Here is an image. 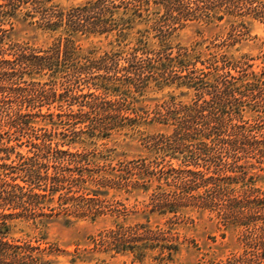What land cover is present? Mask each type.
<instances>
[{"label": "trees", "instance_id": "1", "mask_svg": "<svg viewBox=\"0 0 264 264\" xmlns=\"http://www.w3.org/2000/svg\"><path fill=\"white\" fill-rule=\"evenodd\" d=\"M116 1L87 0L63 7L55 0H0V264L51 263L45 256L59 251L58 245L42 247L40 239L35 240L37 244L15 239L10 235V222L23 218L44 227L62 211L96 221L104 213L99 202L107 187H122L129 193L144 190L147 217L160 213L177 219L186 208L209 211L221 224L237 231L242 246L216 264H264V189L252 182L247 170L255 162L264 164V60L257 71L248 55L207 53L198 48L200 43L176 45L173 32L165 27L194 19L188 15L189 0H130L132 7H126L122 15ZM240 1L253 8L234 14L231 6L230 13L245 16L253 12V17L264 19V0ZM152 2L165 7L170 15L154 20L144 17V7ZM25 5H32L33 13H41L30 22L34 28L53 37L46 48L20 42L5 47L10 35L5 24ZM137 17L147 27L138 29L133 44L121 46L131 38ZM232 27L236 32L214 47L235 44L247 34L238 29L248 27L244 20ZM152 29L158 31L154 43L146 33ZM104 33H114V42L120 47L99 56L93 51L83 54L77 36ZM61 73L79 79L89 76L83 78L85 83L89 80L87 91L82 94V88L71 84L61 92L57 87L46 88ZM45 76H49L45 82L34 79ZM152 86L182 89L190 98L184 101L171 94L158 100L152 111L136 107V94L143 95ZM81 96L85 100L79 105L88 111H43L46 104L52 106L56 101L68 100L74 105ZM248 107L257 116L245 120ZM64 114L86 123V133L92 136L108 138L124 129L137 132L148 122L166 130L140 131L141 143L152 157L134 159L120 168V185H113L110 175H101V168H91L87 154L54 140L58 127L53 126L52 133L36 125L35 118H49L54 125V117ZM39 130L44 132L28 141L32 149H18L21 136ZM82 132L75 134L79 138ZM86 182L97 188L90 189ZM56 195L63 201L59 212L51 205ZM71 200L73 204L62 207ZM172 223L169 227L116 223L92 235L90 245L93 251L132 254L133 262L139 264H174L182 242ZM82 256L77 251L73 264L78 258L84 260Z\"/></svg>", "mask_w": 264, "mask_h": 264}, {"label": "rangeland", "instance_id": "2", "mask_svg": "<svg viewBox=\"0 0 264 264\" xmlns=\"http://www.w3.org/2000/svg\"><path fill=\"white\" fill-rule=\"evenodd\" d=\"M87 0H55L63 7H69L71 5L83 4ZM190 4L189 14L193 20L186 21V24H175L174 27L166 25L165 29L173 32L171 39L176 45L191 46L200 43L199 49L207 51L218 50L220 52L225 51L233 57H240L242 55H248L253 57L251 60L254 63V69L259 71L263 67L264 60V19L255 18L253 12L246 14L245 16L233 15L229 12L231 6L234 8L235 13H248L253 8V5L241 4L240 0H189ZM117 4H120V14L126 7H132L130 0H117ZM129 2V4H127ZM251 6V8H249ZM143 11L144 17L154 20L163 15H170L169 11L165 7L152 2L149 6H145ZM34 8L32 5H25L18 12L17 17L5 24V28L10 30V35L5 40V47H9L10 43L20 42L28 43V45L41 49L53 41V37L43 33L42 30L34 28L35 25L31 24V21L38 20L41 17V13H33ZM253 11V10H252ZM32 13L31 16H27L26 13ZM174 14L177 15L175 11ZM224 16L223 19L217 17ZM197 17H203L210 21H200ZM242 20L245 21L246 27H239L238 29L245 30L246 35L242 40L231 45H223V48L214 47L215 43H220L224 39L228 38L230 32H236L232 30V23L239 24ZM141 18L137 17L136 27L131 32V38L122 42L121 46L129 43L133 44L137 37L138 29L147 27L146 22H141ZM12 23V25L10 24ZM240 26V25H238ZM149 34V41L154 43L158 41L156 36L158 31L151 30ZM77 44L84 51L83 54H87L90 51L95 52L96 56L102 55L105 51L115 50L120 47L118 42L115 41L114 33L104 34H80L77 36ZM210 45L212 48H206ZM11 51V50H9ZM89 76H83L88 78ZM49 76L34 77V79H41L45 82ZM82 79L70 76L67 73H61L57 76L56 81H48L46 88L57 87L60 92L68 87L77 86L78 89L82 88L80 93L84 94L87 91V83ZM29 81L33 80L31 76H27ZM182 89L174 90L173 87H167L162 90H158L155 86H152L145 94H136L137 102L136 107L143 108L146 111H152L158 100L167 98L171 94L179 96L184 101L189 100L190 96L182 94ZM79 94V93H78ZM66 99V98H65ZM71 99V98H67ZM81 100H85L83 96L74 105L68 102V100L55 102L52 106L47 104L44 106L43 111L48 112L49 108L55 113L62 111V113H79L82 111H88V107L79 105ZM250 101V103H252ZM250 105V104H249ZM248 112L243 119H253L257 116V113L251 111L248 107ZM73 111V112H72ZM55 124L50 122L49 118L43 119L42 117L35 118L38 122V127H46L48 130L54 131L53 126L58 127L56 129L57 134L53 135L55 141L60 143H67L66 148H71L72 151H79L89 156L92 161L91 168H101V175L111 178V183L114 185H120L117 178L120 173V168L126 166V164L132 162V160H145L146 157H152L153 153H150L146 149L140 140V131L145 133H158L159 131H165L164 126L157 123H142L139 126V131H131L124 129L122 131H115L110 137L92 136L89 132L86 133V123L82 122L78 118L71 119L70 116L64 114L62 117H54ZM74 120V121H73ZM81 130L83 131L79 138L77 137ZM44 132L39 130L37 133H26L19 141L21 146L18 147L23 152H27L32 149L28 146L29 140L34 139L35 136ZM77 133V134H75ZM7 136V133H6ZM81 137V138H80ZM77 139V140H74ZM34 150V149H33ZM32 154V153H31ZM15 158V154L13 155ZM177 161V160H174ZM248 176H253L252 182L258 187L264 189V164L254 163L252 166H248ZM116 176H112V174ZM109 178V179H110ZM156 180L154 184H156ZM153 184V183H152ZM90 189H96L93 183H85ZM169 189V188H168ZM154 190V188H153ZM49 199V198H48ZM101 205L104 209V213L98 216L96 221H92L90 218H78L73 215H66L63 211L56 217L50 219V223L46 226H40L33 220H27L18 218L12 220L10 235L15 239L32 240L34 244H37L36 239H40L42 247L58 245L59 251L53 252L51 255H46V259H50L49 264H73L72 259L77 255V251L83 254V259H77L75 264H139L133 262V255L129 253H114L93 251V245L90 241L92 235L97 234L102 229L109 227L116 223L122 224H136L145 223L146 225L156 227L157 225L162 227H169L174 222L173 231L179 235V240L182 242L181 251L176 254L174 264H214L222 259H225L231 252L239 251L241 249V243L238 238L237 231L233 228L229 229L225 225L221 224L215 215H212L209 211L200 212L197 210H191L186 208L179 215V218L172 217V214H160L155 213L150 217L148 211L144 209V202L148 199L146 192H133L129 193L125 188H104V195L101 196ZM62 199L59 195L55 196V201L51 203L52 207H56L59 212L58 206L62 203ZM71 200L68 204H64L62 207H68L73 204ZM50 205V203H47ZM125 210V212H124ZM56 211V213H57ZM127 213V216H126ZM69 221V222H67ZM90 241V242H89ZM57 247V246H56ZM89 251V252H88ZM91 252V253H90ZM216 264V263H215Z\"/></svg>", "mask_w": 264, "mask_h": 264}]
</instances>
